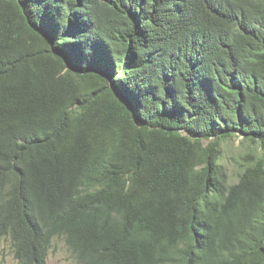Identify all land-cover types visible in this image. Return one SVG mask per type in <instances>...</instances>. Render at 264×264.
Here are the masks:
<instances>
[{"label":"trees","instance_id":"trees-1","mask_svg":"<svg viewBox=\"0 0 264 264\" xmlns=\"http://www.w3.org/2000/svg\"><path fill=\"white\" fill-rule=\"evenodd\" d=\"M4 239L17 264L54 239L77 264H264V0H0Z\"/></svg>","mask_w":264,"mask_h":264},{"label":"rangeland","instance_id":"rangeland-1","mask_svg":"<svg viewBox=\"0 0 264 264\" xmlns=\"http://www.w3.org/2000/svg\"><path fill=\"white\" fill-rule=\"evenodd\" d=\"M241 138L235 137L222 141L219 145L222 154V164L224 165L230 181L235 180L234 172L237 167L236 161L240 162V157L248 151L246 145L240 144ZM206 144V141H204ZM64 241L54 239L51 250L47 257V264H77L73 254L68 250ZM0 264H17L13 257L10 244L7 239L0 241Z\"/></svg>","mask_w":264,"mask_h":264},{"label":"bare ground","instance_id":"bare-ground-1","mask_svg":"<svg viewBox=\"0 0 264 264\" xmlns=\"http://www.w3.org/2000/svg\"><path fill=\"white\" fill-rule=\"evenodd\" d=\"M68 250H69V249H68ZM68 250H67V251H68Z\"/></svg>","mask_w":264,"mask_h":264}]
</instances>
